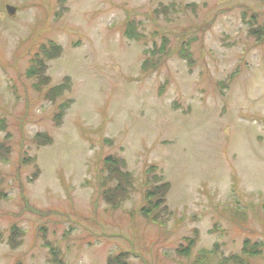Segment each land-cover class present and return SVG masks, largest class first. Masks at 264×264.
Here are the masks:
<instances>
[{
	"label": "rangeland",
	"instance_id": "374dc122",
	"mask_svg": "<svg viewBox=\"0 0 264 264\" xmlns=\"http://www.w3.org/2000/svg\"><path fill=\"white\" fill-rule=\"evenodd\" d=\"M252 13L264 24V0H0V142L11 145L0 264H204L201 252L218 264L244 239L262 253L243 261L264 264V43L248 34ZM128 20L140 41L124 37ZM47 42L62 48L50 86L70 80L58 124L24 76ZM106 154L135 178L115 211L98 199ZM149 164L170 184L172 215L159 224L137 215ZM186 239L188 257L177 253Z\"/></svg>",
	"mask_w": 264,
	"mask_h": 264
},
{
	"label": "trees",
	"instance_id": "16d2710c",
	"mask_svg": "<svg viewBox=\"0 0 264 264\" xmlns=\"http://www.w3.org/2000/svg\"><path fill=\"white\" fill-rule=\"evenodd\" d=\"M175 11V10H173ZM167 13V12H166ZM246 13L243 14L245 19ZM251 26L248 29V34L255 39V42L264 43V24L259 23V15L252 13L250 16ZM243 23L248 24L245 20ZM135 20H128L125 22L122 33L124 37L133 41H140L142 39L141 33L137 31ZM165 39V38H164ZM159 53H164V45L158 50ZM62 53V48L51 42L44 43L36 52L32 54L28 61V66L25 69L24 76L26 79L34 80L32 88L35 91L44 94V99H47L50 104L54 105L56 113L53 114V120L56 124L60 123L62 115L65 109L68 108L69 102H62L57 104V100L62 95L70 90V80L65 77L59 85L50 86V79L46 75L48 62L58 58ZM146 54V52H145ZM150 54L154 55L151 51ZM184 56L187 55V51H184ZM157 65V64H156ZM154 65V66H156ZM145 62L142 64V69H146ZM4 126L2 125V128ZM9 139V141H8ZM31 141H36L43 145V142H50L47 139L46 134L36 133ZM10 136L4 137L0 142V159L7 158L10 153ZM31 159L24 158V161H30ZM157 167L155 164H149L143 172L142 186L144 191L142 192V203L138 209L137 215L141 217L146 224H159L165 221L172 215L167 206V196L170 191V184L164 181L163 176L156 173ZM100 174L103 175L99 179V197L104 204H106L111 210H118L122 203H124L131 192L134 189L135 178L133 174L126 169L124 161L115 154H106L101 160ZM6 198V193L3 189H0V200ZM130 217H135V214H130ZM238 226L241 228L242 222H244L243 215H240ZM20 228L12 227L11 232L8 234L5 242L9 241V245L13 248L20 242L22 233L18 232ZM20 236V237H18ZM18 237V238H16ZM196 240V238H194ZM194 239H186L189 244L185 248L177 250L179 255L184 257L189 256V252L193 245H195ZM47 243V242H46ZM215 253V252H214ZM262 253V244L259 242H252L249 239H244L241 249L238 254L230 255L218 264H246L243 259L257 258ZM214 254L210 252H201L199 258L203 260V263L211 258ZM53 263L60 260L53 259ZM125 256L122 255L119 258L110 257L107 260V264H124ZM248 264V263H247Z\"/></svg>",
	"mask_w": 264,
	"mask_h": 264
},
{
	"label": "water",
	"instance_id": "95a60500",
	"mask_svg": "<svg viewBox=\"0 0 264 264\" xmlns=\"http://www.w3.org/2000/svg\"><path fill=\"white\" fill-rule=\"evenodd\" d=\"M5 11L8 15V17L13 18L16 13V8L11 7V6H5Z\"/></svg>",
	"mask_w": 264,
	"mask_h": 264
}]
</instances>
